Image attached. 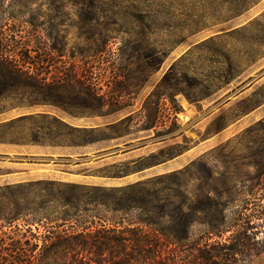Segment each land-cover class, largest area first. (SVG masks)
<instances>
[{"label": "rangeland", "instance_id": "374dc122", "mask_svg": "<svg viewBox=\"0 0 264 264\" xmlns=\"http://www.w3.org/2000/svg\"><path fill=\"white\" fill-rule=\"evenodd\" d=\"M222 1L0 0V37L7 40L9 50L41 47L61 54L68 63L72 55L84 57L92 81L101 77L104 90L113 84L111 66L101 64L98 74L93 55L99 50L109 58L122 53L120 78L128 104L115 116L140 113L139 125L130 134L98 143L63 146L44 138L37 143H0V216L10 217L50 198L79 194L80 190L65 185H78L85 192L97 185L119 187L172 175L168 183L180 185L172 186L170 193L193 203L207 206L208 193L225 200L241 192L238 206H243V198L249 201L242 210L250 213L254 224L248 231L251 242L263 248L244 264H264V53L256 48L264 39V0L239 16L177 35L181 27L192 29L203 22ZM136 76L142 81L135 82ZM153 91L157 93L150 97ZM192 96L199 100L190 101ZM147 101L152 103L143 110ZM149 113L154 115L153 126L144 129ZM69 119L95 125L106 118ZM160 149L163 162L112 177L111 184L68 179L74 172L115 171L108 167ZM201 232L202 226H192L194 237Z\"/></svg>", "mask_w": 264, "mask_h": 264}, {"label": "trees", "instance_id": "16d2710c", "mask_svg": "<svg viewBox=\"0 0 264 264\" xmlns=\"http://www.w3.org/2000/svg\"><path fill=\"white\" fill-rule=\"evenodd\" d=\"M257 1L223 0L211 7L203 22H196L192 29L183 26L177 35L239 16ZM7 43L0 37V143H37L44 138L57 145L83 146L121 138L139 125L140 113L115 116L128 104L120 78L122 53L109 58L99 50L93 55L98 74H102L101 64L111 66L113 84L104 90L99 84L101 77L92 81L91 66L84 57L72 55L68 63L61 54L41 47L9 50ZM256 48L264 53V39ZM142 79L136 76L135 82ZM198 100V96L190 98ZM150 103L147 101L143 110H148ZM92 117L106 119L95 125L69 120ZM145 118L143 128L148 129L154 115ZM163 153L160 149L114 163L108 168L115 171L100 170L97 175L126 176L163 162ZM170 176L111 188L97 185L85 192L78 185H65L80 190L79 194L50 198L10 217L0 216V264H244L248 256L262 252L248 233L254 227L251 215L242 210L249 201L243 198V206H238L241 192L225 200L208 193L206 206L171 194V187L180 184H169ZM233 187L235 184L228 188ZM50 206L54 208L48 210ZM194 224L202 226L196 237L191 234Z\"/></svg>", "mask_w": 264, "mask_h": 264}, {"label": "crops", "instance_id": "0c3cea01", "mask_svg": "<svg viewBox=\"0 0 264 264\" xmlns=\"http://www.w3.org/2000/svg\"><path fill=\"white\" fill-rule=\"evenodd\" d=\"M70 120V119H69ZM71 123H73L70 120ZM73 124H78L80 125L81 123H73ZM28 148L30 149H40V148H56L57 146H40V145H26ZM31 155H34L33 153ZM139 172V171H138ZM136 173V172H134ZM132 174V173H131ZM71 175H73V177L68 178L69 180H72L74 182H79V183H85V184H92V183H98V184H111V178L112 177H104V176H99V175H92V172L90 173H82V172H74ZM127 176V175H126ZM124 177V176H122ZM120 178V177H117ZM92 179H96V180H92Z\"/></svg>", "mask_w": 264, "mask_h": 264}]
</instances>
